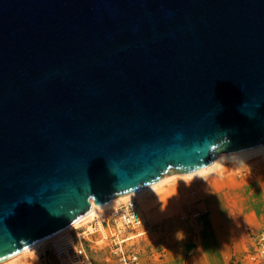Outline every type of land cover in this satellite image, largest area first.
<instances>
[{"label":"water","instance_id":"95a60500","mask_svg":"<svg viewBox=\"0 0 264 264\" xmlns=\"http://www.w3.org/2000/svg\"><path fill=\"white\" fill-rule=\"evenodd\" d=\"M262 143L264 0H0V261Z\"/></svg>","mask_w":264,"mask_h":264},{"label":"crops","instance_id":"0c3cea01","mask_svg":"<svg viewBox=\"0 0 264 264\" xmlns=\"http://www.w3.org/2000/svg\"><path fill=\"white\" fill-rule=\"evenodd\" d=\"M256 151L238 157V164H246L243 159L252 154L264 156V148ZM219 163L199 169L214 175L215 181L202 200L206 205L195 217L188 214L185 220L171 217L150 222V233L138 246V264H253L250 256L258 250L254 234L264 228V184L254 190L250 182L238 195L231 176L216 175ZM257 180L264 182V174Z\"/></svg>","mask_w":264,"mask_h":264},{"label":"rangeland","instance_id":"374dc122","mask_svg":"<svg viewBox=\"0 0 264 264\" xmlns=\"http://www.w3.org/2000/svg\"><path fill=\"white\" fill-rule=\"evenodd\" d=\"M248 154H227L221 159V163L217 167L220 169L216 174L217 176L226 172L232 177L230 182L238 185V195L243 192L247 184L249 186L250 182L253 183L254 190H261L260 183L264 184V182L257 180L264 174V156H253L252 154L243 159L246 164H238L237 158L244 155L248 156ZM169 175L172 176L164 178L160 184L148 191L122 199L113 205L98 208L97 215L86 218L80 224L66 229L65 232L54 236L43 244L34 246L0 264H60L52 244H55V238H61L63 235L66 237L71 235L75 240L84 237L82 245L89 257L86 261L87 264H90L89 260L91 264H97L99 260L101 264H118L116 254L113 253V239L111 233H109V229L116 230V225L109 215L112 207L127 200H136L147 218L154 224L171 217L185 220L187 219L185 216L188 214L191 215V218L195 217L197 212L206 205V201L203 203L202 200L213 186L211 182L215 181L214 175H209L206 171L172 173ZM258 184L259 187L256 188ZM105 232H107L106 236H104ZM146 237L148 236L129 239L124 242L125 247L129 251H136L139 257V243ZM94 243L98 244L96 251L92 249Z\"/></svg>","mask_w":264,"mask_h":264},{"label":"built area","instance_id":"2783aa9c","mask_svg":"<svg viewBox=\"0 0 264 264\" xmlns=\"http://www.w3.org/2000/svg\"><path fill=\"white\" fill-rule=\"evenodd\" d=\"M109 215L116 227L120 226L123 233L112 235L113 253L116 254L118 264H138L139 257L136 251H129L124 242L138 237L148 236L150 233V220L145 215L136 200H127L112 207ZM258 242L256 254L250 256L253 264H264V228L254 234ZM82 238L75 240L71 235L59 244H52L54 253L60 264H87L88 255L82 245ZM98 244L94 243L95 251Z\"/></svg>","mask_w":264,"mask_h":264},{"label":"bare ground","instance_id":"6f19581e","mask_svg":"<svg viewBox=\"0 0 264 264\" xmlns=\"http://www.w3.org/2000/svg\"><path fill=\"white\" fill-rule=\"evenodd\" d=\"M258 148H259V149H260V148H264V143L259 144V145L254 146V147L247 148V149H243V150L235 151V152L221 153V154H219V155H218V156H217V157H216L211 163H209V164H207V165H208V166H215V165L218 164L219 161H221V159H222L225 155H227V154H234V153H235V154H238V155H239V153H241V154H243V153H244V154H245V153L248 154V153H250V152H253V151L258 150ZM256 152H257V151H256ZM244 156H247V155H244ZM207 165H206V166H207ZM204 167H205V166H204ZM201 168H202V167H201ZM211 168H212V167H211ZM199 169H200V168H198V169H196V170H193V171H191V172L194 173V172H197V171L202 170V169H200V170H199ZM207 170H208V169H207ZM171 174H172V173H171ZM195 175H196V174H195ZM197 175H198V174H197ZM168 176L170 177V176H172V175L166 174V175H164L162 178H160V180H158L157 182H154V183H152V184H150V185H148V186H146V187H144V188H142V189H140V190L133 191V192L126 193V194L118 195V196L112 198L111 200H109L108 202L103 203V204H95V203L92 201V206H91L90 210H89L87 213H85L84 215H82L81 217H79L78 219H76L75 221H73L71 224H69V225L66 226L65 228L59 230V231L56 232L55 234H53V235L47 237L46 239H44V240H42V241H40V242L34 244L33 246H31V247H29V248L23 250L22 252H20V253L14 255V256H12V257H10V258H8V259L14 258L15 256L20 255L21 253L25 252L26 250H28V249H30V248H32V247H34V246H37V245H41V244H43L44 242L50 240V239L53 238L54 236H57L58 234H60V233H62V232H65L66 229H69V228H71V227H73V226H76L77 224H80L82 221H84L86 218H88V217H90V216H95V215H97V214H98V210H97L98 208H101V207H104V206H110V205H113V204L117 203L118 201H121L122 199H125V198H128V197H130V196H133V195H136V194H140V193H144V192L148 191L150 188H152V187H154V186L160 184V183L164 180V178H166V177H168ZM116 206H117V205H116ZM145 207H146V205H145ZM147 207H148V206H147ZM98 224H99V223H98ZM101 227H102V226H101ZM122 232H123L122 227L117 226V227H116V230L113 231V233L111 234V236H112V235L120 234V233H122ZM65 239H66V236H65V235H63L61 238H60V237L55 238V244H56V243L59 244L61 241L65 240ZM8 259H5V260H8ZM5 260L0 261V263H1V262H4Z\"/></svg>","mask_w":264,"mask_h":264}]
</instances>
